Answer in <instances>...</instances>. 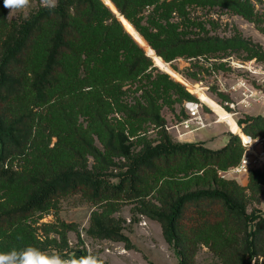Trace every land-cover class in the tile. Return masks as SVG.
<instances>
[{
	"label": "trees",
	"instance_id": "1",
	"mask_svg": "<svg viewBox=\"0 0 264 264\" xmlns=\"http://www.w3.org/2000/svg\"><path fill=\"white\" fill-rule=\"evenodd\" d=\"M110 1L166 62L238 48L247 61L264 60L251 41L190 38L169 22L178 13L190 24L192 2L217 3L247 17L240 1ZM6 12L0 0V251L32 246L69 257L68 234L76 226L37 225L59 210L60 200L80 194L95 208L87 231L95 240L132 249L115 217L132 204L137 215L161 225L179 264H194L203 233L221 225L227 234L210 244L221 264H264V216L248 211L246 195V189L258 191L264 173L251 172L246 189L218 176L241 162L244 148L236 135L219 150L173 140L156 97L171 92L193 100L180 84L160 79L144 92V103L121 101L120 88L145 73L151 60L102 0H56L10 21ZM114 109L126 115L124 124L109 120ZM147 122L161 128L159 142H142L137 150L131 137ZM239 125L245 134L264 137V117H246ZM196 167L202 175L188 180L175 173Z\"/></svg>",
	"mask_w": 264,
	"mask_h": 264
},
{
	"label": "rangeland",
	"instance_id": "2",
	"mask_svg": "<svg viewBox=\"0 0 264 264\" xmlns=\"http://www.w3.org/2000/svg\"><path fill=\"white\" fill-rule=\"evenodd\" d=\"M102 1L114 14L118 12L115 6L116 11L112 9L111 5L113 4L110 0ZM236 1L247 4L244 7L245 14L248 13L247 17L243 13L217 3L192 2L186 10L187 17L191 21L190 24L184 23V15L178 13H173L169 22L177 24L179 29L190 38L205 36L219 37L225 40L241 38L251 41L264 51V0ZM55 4L56 0H46V6ZM39 6H43L41 0H30V6L23 10L7 8V19L10 21L16 20L20 16H27ZM121 20L127 33L151 60V66L145 73L141 74L135 82L120 88L121 101L127 105L144 103V92L152 89L151 86L156 85L155 82L160 79L180 84L194 98L187 100L179 95H171V92L168 93V96L161 92L156 97L161 115L166 122L165 129L175 142L195 143L211 150H219L228 144L231 135L240 138V129L242 132L244 129V126L239 125L241 120L246 117H264L262 102V98H264V60L253 58L247 61L248 54L242 48L235 49L233 52L227 50L220 54L210 53L196 58L181 57L172 62L162 59L172 71L180 76L181 80H178L156 63L154 58H157L155 57L157 55L146 41L151 51L136 41L134 35L140 36V34L132 24L124 17H121ZM125 22L132 27V31L126 27ZM230 52L231 56H227ZM254 69L258 71L256 75L252 74ZM200 92L212 100L216 107L206 103ZM189 103L201 105L200 115L205 121L204 128L197 129L196 125L191 129L186 128L187 123L192 119L191 113L186 108ZM222 109L233 114L235 120ZM221 112L234 120L237 125L236 129L229 127L220 118ZM108 118L112 123L124 124L126 122V115L117 109L112 110ZM238 126L240 127L239 131ZM160 131L161 128L151 122L144 123L137 134L131 137L135 143L134 148L139 150L142 142L158 143ZM52 142L53 146L56 138ZM98 144L99 142H97ZM120 161L124 163V160ZM92 164L93 162L90 160V165ZM231 169L219 171L218 176L223 180L235 181L245 189L250 185L251 172L262 171L264 173V167H262L234 176L230 173ZM196 170H198L197 167L188 173L179 170H175V173L179 179L188 180L190 176L202 175V172L198 173ZM258 186L256 192L246 189L248 211L254 210L257 214L264 216V183ZM58 209L57 212L52 211L50 214L42 216L37 226L43 223L56 224L58 221L76 226L77 231L68 234V245L72 250L67 254L69 257L73 256L76 251H82L87 255L99 256L104 264H179L175 253L164 239L161 225L144 216L137 215L132 204L124 205L121 211L115 215L117 219L123 221L124 233L131 240L132 249H127L124 243L95 240L88 236L90 218L95 208L82 195L75 194L63 198L59 202ZM227 232L226 225L205 231L202 238L203 244L194 259V264H221L211 250L210 244L216 242L219 237L225 236ZM55 236L56 234H51V237Z\"/></svg>",
	"mask_w": 264,
	"mask_h": 264
},
{
	"label": "clouds",
	"instance_id": "3",
	"mask_svg": "<svg viewBox=\"0 0 264 264\" xmlns=\"http://www.w3.org/2000/svg\"><path fill=\"white\" fill-rule=\"evenodd\" d=\"M41 4L46 7V0H41ZM3 6L11 10H23L30 6V0H3ZM0 264H104V261L94 254L82 257L48 255L29 246L22 251L16 248L0 251Z\"/></svg>",
	"mask_w": 264,
	"mask_h": 264
},
{
	"label": "built area",
	"instance_id": "4",
	"mask_svg": "<svg viewBox=\"0 0 264 264\" xmlns=\"http://www.w3.org/2000/svg\"><path fill=\"white\" fill-rule=\"evenodd\" d=\"M257 73L258 71H256L255 69L252 72L253 75H256ZM262 100L264 107V98H262ZM186 108L192 115V119L189 123H187L186 128L191 129V127L194 125L197 126V129L204 128L205 121L200 115L201 105L198 103H189L187 104ZM222 110L229 116H232V118L234 119L233 114L227 113L224 109ZM240 132L241 134H239V137L244 148V154L240 164L230 170V173L234 176L248 173L251 169H260L264 167V137L254 138L251 135L243 133L241 129ZM245 138H247L249 143H245Z\"/></svg>",
	"mask_w": 264,
	"mask_h": 264
},
{
	"label": "bare ground",
	"instance_id": "5",
	"mask_svg": "<svg viewBox=\"0 0 264 264\" xmlns=\"http://www.w3.org/2000/svg\"><path fill=\"white\" fill-rule=\"evenodd\" d=\"M108 3H110V2H108ZM111 7H112V9H113L114 11H116L113 5H111ZM121 21H122V20H121ZM122 23H123V22H122ZM123 25H124V24H123ZM125 25H126V27L129 28V30L131 29L130 31L133 30L132 27H131L127 22H125ZM124 27H125V26H124ZM134 36H135L136 41H137L140 45L144 46L146 49H148V51H151V49L147 46L145 40H144L141 36H139V35H137V34H135ZM145 48H144V49H145ZM154 59L156 60V63H157L160 67H162V68L165 69L167 72H169L170 74H172V75H173L174 77H176L178 80H181L180 76H178L174 71H172V69H171L166 63H164V61H163L161 58L157 57V58H154ZM200 94H201V97L205 100L206 103H208V104L213 105V106L216 107L215 103H214L212 100H210L209 98H207L206 96H204L201 92H200ZM218 110H219V108H218ZM219 112H220V111H219ZM220 118H221V119H222V120H223V121H224L229 127H231L232 129H236L237 125H236V123L234 122V120H233L231 117H229V116L225 115L223 112H221V113H220Z\"/></svg>",
	"mask_w": 264,
	"mask_h": 264
},
{
	"label": "water",
	"instance_id": "6",
	"mask_svg": "<svg viewBox=\"0 0 264 264\" xmlns=\"http://www.w3.org/2000/svg\"><path fill=\"white\" fill-rule=\"evenodd\" d=\"M115 14L117 15L118 19H119L120 22L122 23V21H121V17H122V16H120V14H119L118 12H115ZM122 24H123V23H122Z\"/></svg>",
	"mask_w": 264,
	"mask_h": 264
},
{
	"label": "snow or ice",
	"instance_id": "7",
	"mask_svg": "<svg viewBox=\"0 0 264 264\" xmlns=\"http://www.w3.org/2000/svg\"><path fill=\"white\" fill-rule=\"evenodd\" d=\"M131 30V29H130ZM245 143H249V141L247 140V138H245Z\"/></svg>",
	"mask_w": 264,
	"mask_h": 264
}]
</instances>
